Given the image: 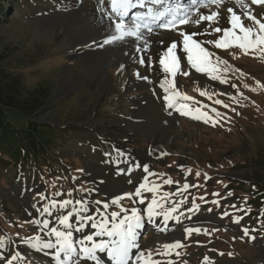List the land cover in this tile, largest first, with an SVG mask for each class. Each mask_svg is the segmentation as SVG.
<instances>
[{
  "label": "rangeland",
  "instance_id": "1",
  "mask_svg": "<svg viewBox=\"0 0 264 264\" xmlns=\"http://www.w3.org/2000/svg\"><path fill=\"white\" fill-rule=\"evenodd\" d=\"M89 1L24 0L20 9L10 8L9 18L0 23V60L11 72L24 76L28 90H44L48 95L46 108L32 118L46 126L40 136L44 147L39 145L37 152L32 149L33 157L27 154L26 161L16 168L9 159V166L0 164V264H32L26 259V249L33 251L50 239L49 234L37 235L36 226L41 221L34 220L39 213L58 217L65 212L91 214L94 207H108L107 212L112 210L109 224L117 225V216L130 210L136 198L132 186H113L121 187L116 188L122 191L117 197L128 194L114 203L103 195L101 187L107 184L92 178L94 165L105 168L96 159L113 148L131 157L146 152L150 163L143 192L146 196L140 198L181 194L174 204L168 201L173 211L165 212L171 214V219L154 218V224H173L172 230L179 229V233L145 234L136 243L143 254V261L137 263L264 264V197L255 195L251 183L253 179L263 183L260 174L264 175V0H247L251 13L247 12L246 22L245 18L237 21L229 35L223 25L234 22L230 19L233 9L227 5L230 0L207 2L209 18L195 28H182L199 33V40L193 39L188 45H182L179 36L175 40L176 61L162 57L166 50L162 45L171 39L167 38L169 34H162L168 30L158 28L160 34L152 38L163 41L142 54L133 53L135 42L122 41L116 49L132 52L124 62L115 56L109 61L98 57L90 66L86 63L91 59L86 56L102 51L107 42L89 39ZM144 2L155 11H166V3H171L167 7L172 14L194 7L193 0H164L159 5L156 0ZM130 3L135 5L134 0ZM129 14L135 24L137 11L132 7ZM66 18L69 21H64ZM164 21L160 18L153 24L159 26ZM245 23L250 26L246 28ZM252 28L262 34L248 41L244 34ZM98 69H104L102 82L111 80L106 92L98 89L101 85L75 80L77 86L68 90L69 79L64 77L67 71L81 76L86 71L88 78L91 73L97 78ZM58 83L68 91L56 96ZM145 97L155 105L161 104L160 109L167 103L180 108L185 105L188 118L180 117L178 124L164 129V135L149 138L148 124L152 123V131L164 116L156 111L155 117L149 108L143 115L148 120L143 122L138 112L145 101L139 102L141 107L136 102ZM177 113L171 111V115ZM114 156L119 157L116 153ZM157 176L160 178H154ZM154 188L159 191L153 193ZM99 214L108 215L102 210ZM210 216L212 222L206 220ZM188 218L195 222L186 229L179 221ZM210 224L216 227H204ZM96 225L93 223L92 228ZM179 227L184 231L180 232ZM98 229L91 232L98 235L93 243L79 239L83 245L73 247L76 264L107 262L98 255L93 263L90 257L96 253L81 250L100 248L108 242L109 238L102 239ZM158 235L163 246H151L150 241ZM152 253L156 257L148 259ZM66 256L71 255L67 252ZM68 264H74V260Z\"/></svg>",
  "mask_w": 264,
  "mask_h": 264
},
{
  "label": "bare ground",
  "instance_id": "2",
  "mask_svg": "<svg viewBox=\"0 0 264 264\" xmlns=\"http://www.w3.org/2000/svg\"><path fill=\"white\" fill-rule=\"evenodd\" d=\"M130 1L131 0H90L89 1L90 6H91V7H89L90 8V18L92 19L91 25L88 26V28H87V32L89 34V39L90 38L99 39L101 41H106L107 43H105V47L102 50L103 52L99 51L96 53H90L89 56H86L87 59H91L86 64L89 65L91 63V61L93 60V58H97V60H98V57H101V58H104L105 60L109 61V59L110 58L112 59L113 56H115L116 60L120 59L119 61L124 62L125 59L127 58V56L131 55L132 52L128 54L125 51L122 52L121 50L116 49L117 45L122 41H127V42L133 41V42H135L136 45H135L133 53L136 52L138 54H142V52L144 50H147V48L154 46L157 43H160L161 41H163L162 39L159 40L157 38H152L153 35L155 36L156 34H160L159 32H161V31H159L158 28H160V29L163 28L164 30H168L167 32L162 31V34H166V35L169 34V35H167V38L171 39L167 43L166 46L162 45L163 49H166V50H164L162 57H164V59L168 58V60L174 59L176 61V58H177L176 57V49H175L176 44L174 42L176 39H178L177 38L178 36L181 39L182 45L192 44L194 42V40H199V38H200L199 33L194 32V31L189 32V31L182 29V28H187L190 26L195 28V27H197V25L201 24V21L203 22L209 18V15L206 13L207 5H205L207 2H214V1L223 2L224 0H205V2L199 0L198 2H196V5H194V7H191V6H190V8L186 7L184 9H182L181 12H180V10H177V11L173 12V14L169 13L168 10L164 11V9L155 11V10L151 9L150 7H148L147 6L148 4H145V2H144L145 0L144 1L143 0H134L135 5L131 4ZM155 3L159 5L161 3V1L156 0ZM227 5H230L233 9V14L231 15L230 19L234 20V22H231L230 25H223L228 30L229 33L228 32L227 33L229 35V34H231V32H234L236 22L242 21V19H244L245 16H247V12L251 13V7H249L247 5V0H230ZM132 7L134 8V10L137 11L136 20L134 22L135 24L132 23L133 22L132 20H129L131 18L129 13H130V10L132 9ZM117 8H120V12L116 11ZM126 15H128L129 17L127 16L128 17L127 18ZM176 16H178V17H176ZM59 18H61V17L59 16ZM67 18H69V17H67ZM67 18L64 21H69V20H67ZM160 18H164V19H166V21L162 22L159 26L154 25L153 23L159 22ZM244 21L246 22V18ZM245 24H246V26H245L246 28H248L247 26H250L247 23H245ZM146 25H149V27H147ZM241 25H243V24H241ZM53 27H54V25L51 26L52 29H53ZM251 27H249V28H251ZM261 34L262 33H260L259 30L253 31V28H252V31L249 30L244 35L248 41H253V39H256L257 37L261 36ZM115 36H119L122 38L118 39V37H115ZM123 47H125V45ZM118 48H119V46H118ZM105 65L106 64H103L104 67L107 66V65L106 66ZM122 70H124V69H122ZM102 71H104V69H101L96 73L94 71V73L96 74L95 77H97V78H93L94 74H92V73H91L92 75L88 74V76H90V78H88L86 71H85V74L82 76L77 75L74 72L67 71L66 74L64 75V77H67L70 81V82L69 81L67 82V85L70 87V88H68V90L69 89L71 90L73 87L77 86V83L75 81H78V82L82 81L83 84H84V82L86 83L88 81L87 83H95V85L96 84L101 85L100 87H98V89H100L101 92H103V93L106 92L109 89V84H110L111 80H110V78L105 77L107 79L104 82H102V79L100 76L101 73H103ZM86 77L88 79H86ZM58 85H59L58 86L59 88H58L57 92L55 91L57 93L56 96L63 94L66 91H68V90H65L67 88L64 87L63 85H61L59 83H58ZM92 85H94V84H92ZM147 99H149V98L145 97L144 99H139L136 102V105H140L139 102L141 100L145 101L142 103H144L146 105L142 106L143 108L141 109V111H143L145 113L147 111H149V105L148 104H150L149 103L150 101ZM156 105L161 107L160 104H156ZM144 107H146L147 110H145ZM135 110H136V108H135ZM139 116H141V118L143 119V115H139ZM166 118H164V119H166ZM169 120L170 119H168L166 121H169ZM169 122L170 123H168L169 124L168 126L165 125L166 127H169V128H171L174 123L178 124V122L175 119H173V120L171 119ZM151 124L152 123L148 124V131H150L149 128H151ZM159 126L160 125H158L157 131H155L156 135L160 132V130H162V132L165 133L164 129H166V128L160 129ZM136 156L138 157V154H136ZM139 158L141 159V157H139ZM113 186H117V184L108 183L107 189L113 190L114 188H116V187L112 188ZM123 188H126V187L123 186ZM103 194H106L107 196H109L108 195L109 193H103ZM119 194H120V192L118 193V191H117L116 195H119ZM109 197H113V196H109ZM147 221H148L147 217H144V219L138 220V222H137L138 229H137V232L135 233V238L138 237V233H140L142 228L145 230V226L147 225ZM181 225L185 227V225L183 223H181ZM158 228H159L158 232H160V233L162 232V234L167 235L166 232H163L161 230L162 228L160 229V226H158ZM172 229H174V225L172 227H170V229L168 231H170V233H172L173 231H175L173 233H179V229L178 230H172ZM180 229H181V232L184 231L183 228H180ZM169 240H167V241L169 243H171L172 241H169ZM152 241H154L155 243L156 242L158 243L157 245L155 244L156 247L163 246V241L160 240L159 236H155L152 239ZM159 243H160V245H159ZM173 244H177V243H173ZM37 249L38 248H35V249H33V251H31L32 249L31 250L26 249L27 250L26 252L31 254V256L27 257L26 259L29 260L32 264H47V263H45V261L51 263V262H53V259L59 255V253L57 251H55V252L52 251L51 254H48L50 250H48L44 247H42L41 251H39V252H37ZM34 256L38 257L39 259H36Z\"/></svg>",
  "mask_w": 264,
  "mask_h": 264
},
{
  "label": "trees",
  "instance_id": "3",
  "mask_svg": "<svg viewBox=\"0 0 264 264\" xmlns=\"http://www.w3.org/2000/svg\"><path fill=\"white\" fill-rule=\"evenodd\" d=\"M23 1L0 0V23L9 18L10 8L13 11L20 9ZM47 99L44 90H28L24 76L11 72L7 63L0 60V156L6 158H0V164L9 166V159L13 163L11 166L16 168L26 161L27 154L33 157L32 149L37 152L39 145L44 147L40 136L46 126L39 125L32 118L44 109ZM260 175L263 183L258 179L251 181L259 199L264 197V175ZM261 204L264 205V200Z\"/></svg>",
  "mask_w": 264,
  "mask_h": 264
},
{
  "label": "crops",
  "instance_id": "4",
  "mask_svg": "<svg viewBox=\"0 0 264 264\" xmlns=\"http://www.w3.org/2000/svg\"><path fill=\"white\" fill-rule=\"evenodd\" d=\"M153 107H155V106H153ZM170 119H175L177 122H179L176 118H170ZM168 120V119H167ZM170 121V120H169ZM169 121H166V119H163L161 122H162V124L165 126V125H169L168 123H170ZM153 138H155V137H153ZM88 152H90L91 153V150H88ZM140 154H141V159L143 160V162H144V160H146V157L141 153V152H139V154H138V157L140 156ZM98 160H101L100 158L98 159ZM91 166H93V164H91ZM135 169V168H134ZM117 171V172H116ZM129 171V170H128ZM92 178L94 179V180H96V181H98V182H101V183H103V185H105V183H110V184H121V185H123L124 186V181H126V182H133V187L134 186H138L140 183H142L143 182V180H142V175H141V173H140V171H137V170H135V172H133V174H131V172H126V173H121L118 169L117 170H115V171H113L112 173H114V172H116V175L115 176H113L112 175V173H111V171L110 170H108V174H106V173H104V171L102 172V169L100 168V166H97V165H94L93 167H92ZM102 172V173H101ZM126 188H127V186H125ZM102 188V191L104 190L105 192H103V193H109V194H113V197L115 196H117L116 195V193H117V191L115 190V191H112V190H108L107 189V186L105 185V187L104 186H102L101 187ZM167 219H171L170 217H168ZM160 226V225H159ZM173 226V224H169V225H167V226H165V227H160V229L163 231V232H167L169 229H170V227H172ZM181 232V231H180ZM165 235V234H164ZM166 236V235H165ZM160 240H162L161 238H160ZM155 242H153L152 240H151V242H150V245L151 246H154V247H156L155 246ZM160 245V244H159Z\"/></svg>",
  "mask_w": 264,
  "mask_h": 264
},
{
  "label": "flooded vegetation",
  "instance_id": "5",
  "mask_svg": "<svg viewBox=\"0 0 264 264\" xmlns=\"http://www.w3.org/2000/svg\"><path fill=\"white\" fill-rule=\"evenodd\" d=\"M119 70H121V69H119ZM148 105H149V108H150V113H154V114H155V115H154L155 117L157 116V115H156V111H158V113H161V110H162V109L158 108V105L155 106V104L152 103V102H150V104H148ZM138 106L141 107V105H138ZM153 106H155L156 109H153V108H154ZM142 108H143V107H141V109H142ZM144 109L147 110L146 107H144ZM144 109H143V110H144ZM146 113H147V112H146ZM146 113L143 112V111L138 112V116H139V115H146ZM164 115H165V116H164ZM164 115H163L164 118H166V116H168L166 113H164ZM147 120H148L147 117H143V122H144V121H147ZM170 120H171V119H170ZM142 124H143V123H142ZM158 125H160V126H159L160 129H161V128L169 129V127H166V126L164 127L163 124H162V122H161V123L156 124V126L152 128V129H153L152 131H148L149 134H146V136L149 137V138H153V137H156V136L161 135V134L164 135L163 132H162V130H160V132H159L157 135L155 134V131H157V129H158ZM139 128H140V126L137 127V128H135L136 131H137V129H139ZM137 134L140 135L138 132H137ZM137 154H138V153H137ZM116 188L118 189L119 186L116 187ZM116 188H115L113 191H115ZM119 189H121V187H120ZM122 189H123V187H122ZM116 191H117V190H116ZM118 192H119V191H118Z\"/></svg>",
  "mask_w": 264,
  "mask_h": 264
},
{
  "label": "water",
  "instance_id": "6",
  "mask_svg": "<svg viewBox=\"0 0 264 264\" xmlns=\"http://www.w3.org/2000/svg\"><path fill=\"white\" fill-rule=\"evenodd\" d=\"M46 108V106L44 107V109ZM43 109V110H44ZM188 224V223H187ZM130 229H132V231H133V229H135V227L133 226V225H130V227H129ZM149 231H151V232H153V230L152 229H149ZM143 234H141V236H140V239L142 238V236L144 235V234H146L145 232H142Z\"/></svg>",
  "mask_w": 264,
  "mask_h": 264
}]
</instances>
